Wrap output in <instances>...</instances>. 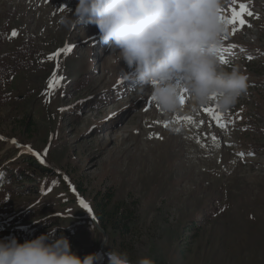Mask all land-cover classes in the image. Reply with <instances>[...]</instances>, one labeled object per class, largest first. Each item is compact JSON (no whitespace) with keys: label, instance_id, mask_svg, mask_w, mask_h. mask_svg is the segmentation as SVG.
Listing matches in <instances>:
<instances>
[{"label":"rangeland","instance_id":"374dc122","mask_svg":"<svg viewBox=\"0 0 264 264\" xmlns=\"http://www.w3.org/2000/svg\"><path fill=\"white\" fill-rule=\"evenodd\" d=\"M241 3L253 16L226 24L219 55L247 76L246 93L227 112L186 97L165 116L130 86L94 24L59 23L77 0H0V55L19 51L20 62L0 79V240L63 234L98 264L109 251L131 264H264V0H227L221 16ZM54 71L63 80L49 88ZM23 147L58 174L31 177ZM105 198L106 238L79 203Z\"/></svg>","mask_w":264,"mask_h":264},{"label":"clouds","instance_id":"9594fccd","mask_svg":"<svg viewBox=\"0 0 264 264\" xmlns=\"http://www.w3.org/2000/svg\"><path fill=\"white\" fill-rule=\"evenodd\" d=\"M227 0H77L66 7L65 27L94 24L99 41L115 63L123 61L125 79L134 90L147 92L159 111H182V97L195 107L215 101L224 112L247 91V76L220 61L227 33L221 9ZM108 264H131L126 253L109 251ZM99 253L80 257L67 237L48 231L22 243L0 240V264H98ZM137 264H153L142 257Z\"/></svg>","mask_w":264,"mask_h":264},{"label":"trees","instance_id":"16d2710c","mask_svg":"<svg viewBox=\"0 0 264 264\" xmlns=\"http://www.w3.org/2000/svg\"><path fill=\"white\" fill-rule=\"evenodd\" d=\"M19 51L16 52L15 54H3L0 55V79H2L3 77L7 76V75H12L15 73L16 68H20V62H18L17 59V55H18ZM23 162L26 163V167L27 170L30 173L31 177H41V176H56L58 173H56L55 170L51 169L50 167L44 165L37 157H35L34 155H30V154H25L23 156L22 159ZM26 171V170H24ZM23 171V172H24ZM27 172V171H26ZM9 177H11V179H21V177L24 175L23 173L20 172L19 176H17L14 173V169L11 168L9 171L5 172ZM3 183H8V180H2ZM10 181H14V180H10ZM21 187V186H18ZM76 192L79 196L82 195V192L80 189H78L77 187H75ZM109 201V197L107 199ZM93 203L91 206V211L94 214V216L96 217L98 223L103 227V229L106 231L107 227L105 225V223L103 222V216L105 214V207H108L109 202H106V198L103 200H99V201H94L93 199ZM119 209V206L117 204H115L114 206L111 207V212L114 213V211L117 212V210ZM111 213V215H112ZM123 216L124 218L126 217V212L123 211ZM106 219H110V218H105ZM127 223H124L123 228H120L121 233H123V231L127 230ZM119 231V234H120Z\"/></svg>","mask_w":264,"mask_h":264},{"label":"snow or ice","instance_id":"6c2138e0","mask_svg":"<svg viewBox=\"0 0 264 264\" xmlns=\"http://www.w3.org/2000/svg\"><path fill=\"white\" fill-rule=\"evenodd\" d=\"M232 3L235 4V0H232ZM223 11V9H221V12ZM230 13L231 15L227 18L221 16V19L226 23V24H239L240 26H243L245 25L246 21L243 19V16L246 14L247 16L251 17L253 16V13L251 11L248 10L247 6L243 3H241L239 5V8L237 9L236 7H232L230 9ZM250 26V25H249ZM233 31H235V29H233ZM18 33L16 30H13L11 35L12 36H16ZM229 47H232V46H229ZM72 49L71 48H68V47H65V48H61V49H58L55 53H51L49 54L48 56V59L51 60L53 58V56H59L61 53L63 52H70ZM249 59H251V57H248ZM220 61L222 64H225L227 63V61L225 60V57L223 55L220 56ZM63 80V77H56V74H55V71L53 72V78L50 79L49 81V88L53 87V86H56L60 83V81ZM186 103V98L182 97V104L184 105ZM63 110V109H61ZM147 110V109H145ZM204 111L207 112V113H212L213 115H215V118L219 121L221 119V116L219 113H216L214 112V110L212 108H204ZM186 119H190V118H186ZM164 127H169L168 123H165L164 124ZM220 128H224L226 127V125L224 123H220L219 125ZM177 131H179V129H176ZM158 138H161L162 137H158ZM13 144L16 143L15 140L12 141ZM28 151H32L30 147H28L27 149ZM47 151V149H45V152ZM34 155H38L36 153H33ZM251 155V153H249ZM239 155H243L242 153L239 154ZM80 205L83 207V208H88V205L83 201V200H80L79 201Z\"/></svg>","mask_w":264,"mask_h":264},{"label":"water","instance_id":"95a60500","mask_svg":"<svg viewBox=\"0 0 264 264\" xmlns=\"http://www.w3.org/2000/svg\"><path fill=\"white\" fill-rule=\"evenodd\" d=\"M45 165L48 166L46 163H45ZM88 211L91 213L92 221L94 222L96 227L100 230V232L103 234V237L106 238V233H105L104 229L100 226V224L98 223V221H97L96 217L94 216V214L90 210H88ZM102 245H103V243L101 244V248H102Z\"/></svg>","mask_w":264,"mask_h":264},{"label":"bare ground","instance_id":"6f19581e","mask_svg":"<svg viewBox=\"0 0 264 264\" xmlns=\"http://www.w3.org/2000/svg\"><path fill=\"white\" fill-rule=\"evenodd\" d=\"M174 121H175V119H174ZM215 123V122H214ZM189 136V135H188ZM121 136H119V138H120ZM110 140L111 139H109V142H110ZM190 141V140H189ZM24 148V147H23ZM205 151V150H204ZM150 154V153H149ZM225 159V158H224ZM222 160V159H221ZM158 169V168H157ZM187 177V176H186ZM155 178V177H154ZM205 180V179H204ZM207 180H208V178H207Z\"/></svg>","mask_w":264,"mask_h":264}]
</instances>
